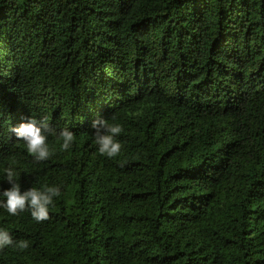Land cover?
<instances>
[{
	"label": "trees",
	"instance_id": "1",
	"mask_svg": "<svg viewBox=\"0 0 264 264\" xmlns=\"http://www.w3.org/2000/svg\"><path fill=\"white\" fill-rule=\"evenodd\" d=\"M122 124L98 153L92 121ZM75 135L37 162L11 129ZM59 185L0 264H264V0H0V169ZM10 185L0 180V191Z\"/></svg>",
	"mask_w": 264,
	"mask_h": 264
},
{
	"label": "clouds",
	"instance_id": "2",
	"mask_svg": "<svg viewBox=\"0 0 264 264\" xmlns=\"http://www.w3.org/2000/svg\"><path fill=\"white\" fill-rule=\"evenodd\" d=\"M91 128L98 153L107 158L117 157L122 149L119 136L123 132V126L116 117L112 116L109 119L97 115L91 123ZM11 131L17 141L21 142V146L37 162L46 161L55 153L56 148L49 143L50 137L57 138L62 151H69L76 139L74 133L68 128L57 132L47 119L38 120L32 116L18 126L12 127ZM14 164L15 160L13 159L7 167L0 169V180H4L10 185L0 191V209L13 217L28 211L35 222L47 220L50 207L54 205L55 199L61 196V187L43 184L39 187L31 186L22 190L19 182L20 174L13 167ZM9 246L25 249L29 247V242L14 240L7 228L0 227V249Z\"/></svg>",
	"mask_w": 264,
	"mask_h": 264
}]
</instances>
